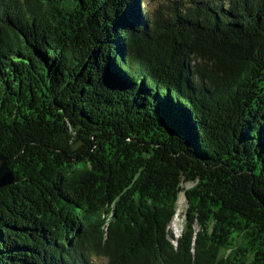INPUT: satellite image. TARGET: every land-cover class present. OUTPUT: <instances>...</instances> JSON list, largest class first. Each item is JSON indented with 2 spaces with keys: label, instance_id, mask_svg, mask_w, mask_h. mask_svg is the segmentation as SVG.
Instances as JSON below:
<instances>
[{
  "label": "trees",
  "instance_id": "trees-1",
  "mask_svg": "<svg viewBox=\"0 0 264 264\" xmlns=\"http://www.w3.org/2000/svg\"><path fill=\"white\" fill-rule=\"evenodd\" d=\"M0 153V264H264V0H0Z\"/></svg>",
  "mask_w": 264,
  "mask_h": 264
},
{
  "label": "rangeland",
  "instance_id": "rangeland-1",
  "mask_svg": "<svg viewBox=\"0 0 264 264\" xmlns=\"http://www.w3.org/2000/svg\"><path fill=\"white\" fill-rule=\"evenodd\" d=\"M148 2H150L151 4H156L158 2V0H146ZM161 2V0H160ZM185 200H184V196L183 194H181L179 196V200H178V206H177V211H176V215L174 216L169 228L171 230V232L173 233V235L177 236L183 226L184 220H185Z\"/></svg>",
  "mask_w": 264,
  "mask_h": 264
},
{
  "label": "water",
  "instance_id": "water-1",
  "mask_svg": "<svg viewBox=\"0 0 264 264\" xmlns=\"http://www.w3.org/2000/svg\"><path fill=\"white\" fill-rule=\"evenodd\" d=\"M14 184L15 179L13 176V172L9 169L7 165V158L0 153V189Z\"/></svg>",
  "mask_w": 264,
  "mask_h": 264
}]
</instances>
